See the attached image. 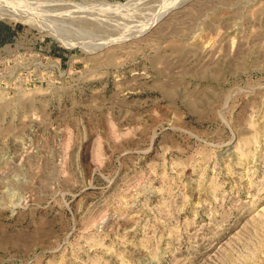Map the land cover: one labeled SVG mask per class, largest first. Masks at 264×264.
Here are the masks:
<instances>
[{
  "label": "rangeland",
  "instance_id": "obj_1",
  "mask_svg": "<svg viewBox=\"0 0 264 264\" xmlns=\"http://www.w3.org/2000/svg\"><path fill=\"white\" fill-rule=\"evenodd\" d=\"M0 264H264V0H0Z\"/></svg>",
  "mask_w": 264,
  "mask_h": 264
}]
</instances>
